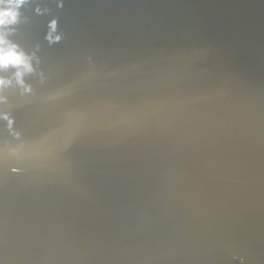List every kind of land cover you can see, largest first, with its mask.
I'll return each instance as SVG.
<instances>
[{
    "label": "water",
    "instance_id": "water-1",
    "mask_svg": "<svg viewBox=\"0 0 264 264\" xmlns=\"http://www.w3.org/2000/svg\"><path fill=\"white\" fill-rule=\"evenodd\" d=\"M18 11L0 264H264V0Z\"/></svg>",
    "mask_w": 264,
    "mask_h": 264
},
{
    "label": "clouds",
    "instance_id": "clouds-1",
    "mask_svg": "<svg viewBox=\"0 0 264 264\" xmlns=\"http://www.w3.org/2000/svg\"><path fill=\"white\" fill-rule=\"evenodd\" d=\"M27 0H0V69H8L15 67L17 69H23L17 71L16 75L18 80L22 83V76L25 72H31L32 68L29 62V58L23 53L17 50V47L7 40V33L4 31L9 25L17 23L20 15L18 9L23 6ZM53 27L55 25L53 24ZM9 83L3 79H0V86ZM6 118V117H5Z\"/></svg>",
    "mask_w": 264,
    "mask_h": 264
}]
</instances>
